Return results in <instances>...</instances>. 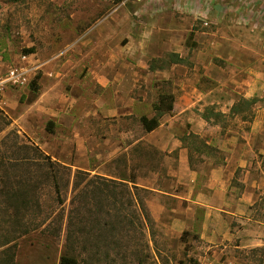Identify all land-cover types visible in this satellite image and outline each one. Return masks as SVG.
Returning a JSON list of instances; mask_svg holds the SVG:
<instances>
[{
    "label": "rangeland",
    "instance_id": "rangeland-1",
    "mask_svg": "<svg viewBox=\"0 0 264 264\" xmlns=\"http://www.w3.org/2000/svg\"><path fill=\"white\" fill-rule=\"evenodd\" d=\"M0 80V264L264 263V0H0Z\"/></svg>",
    "mask_w": 264,
    "mask_h": 264
},
{
    "label": "trees",
    "instance_id": "trees-1",
    "mask_svg": "<svg viewBox=\"0 0 264 264\" xmlns=\"http://www.w3.org/2000/svg\"><path fill=\"white\" fill-rule=\"evenodd\" d=\"M118 1H122V0H118ZM29 51H32L29 50ZM170 56V62L171 63H181L183 62V58L181 56H179L178 53L175 52H171L169 54ZM151 69H156V67L151 64L150 65ZM41 78V73H37L35 75V77L31 80L30 82V87L33 91H37L38 90V81ZM255 102V99H247L245 97H241L238 102L234 103L230 109L231 112L233 113H240L242 112L244 109H248L253 103ZM174 104H175V95L173 93L170 92H166V93H160L159 97H158V101L153 105V109L155 110V114L152 117H149L147 115H142L140 117V122L144 128V130L146 132H150L153 131L154 129H156L159 125H160V118L166 114V113H170L173 109H174ZM210 111V110H209ZM212 111V110H211ZM211 113V112H210ZM214 114H209V113H205L203 114V118L206 120H210L212 118V115H214L215 118H220L221 116L224 115L223 112L221 111H217V112H213ZM195 134H192V136ZM183 141L186 140V137L182 138ZM35 149H38L35 147ZM28 156H26L25 158H27ZM48 158V157H47ZM19 165L18 162H14L13 165ZM57 171V170H56ZM88 172L82 171V170H78L77 173L75 174V176L79 177L80 180H84L85 176H87ZM53 179H56L57 173L55 171H53L52 175ZM95 176H100V175H95ZM111 183H116V180L111 179L110 180ZM55 187L57 189V191H59V187L57 185V181L55 180ZM123 183V182H122ZM79 182H76V185H78ZM103 184L105 185H109L107 182H104ZM137 188V186H135ZM27 194L28 192L25 193V198H27ZM117 198V195H114ZM118 199V198H117ZM28 201L25 200L24 198H22L19 201L20 205H25L27 204ZM60 264H78V260L76 259V257L69 255V254H64L61 256L60 259Z\"/></svg>",
    "mask_w": 264,
    "mask_h": 264
},
{
    "label": "crops",
    "instance_id": "crops-1",
    "mask_svg": "<svg viewBox=\"0 0 264 264\" xmlns=\"http://www.w3.org/2000/svg\"><path fill=\"white\" fill-rule=\"evenodd\" d=\"M248 97V96H247ZM161 126V125H160ZM160 126L158 127V128H156V129H154L153 131H150L149 133H148V135H151L153 132H155V131H157L159 128H160ZM149 137V136H148ZM150 139V138H149ZM151 141V140H150ZM153 144H154V142H153ZM156 145H158L159 147H162V145H160V144H156ZM76 160V159H75ZM229 160V159H228ZM182 161H183V156H182ZM75 162V161H74ZM89 167H85V169H88ZM152 174V173H151ZM170 175H171V173H169ZM173 174L174 175H176L177 176V178H178V180L179 181H181V176H179V173L177 172V171H174L173 172ZM217 180V183L219 182L218 181V179H216ZM214 188L216 189L217 187H216V184H215V186H214ZM253 240V239H252ZM256 240V242H254V243H252V247L253 246H255V247H257V246H264V236L263 237H260V238H257V239H255ZM262 264H264V263H262Z\"/></svg>",
    "mask_w": 264,
    "mask_h": 264
},
{
    "label": "built area",
    "instance_id": "built-area-1",
    "mask_svg": "<svg viewBox=\"0 0 264 264\" xmlns=\"http://www.w3.org/2000/svg\"><path fill=\"white\" fill-rule=\"evenodd\" d=\"M17 76H18L17 73H15V71L12 70V71L10 72V75H9V77L7 78V80H16ZM5 80H6V79H5ZM5 80H0V90H1L2 85H3V82H4Z\"/></svg>",
    "mask_w": 264,
    "mask_h": 264
}]
</instances>
